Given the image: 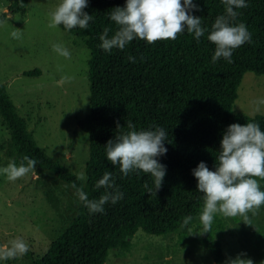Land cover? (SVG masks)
<instances>
[{"label": "trees", "instance_id": "1", "mask_svg": "<svg viewBox=\"0 0 264 264\" xmlns=\"http://www.w3.org/2000/svg\"><path fill=\"white\" fill-rule=\"evenodd\" d=\"M28 1L14 0L9 11H25ZM193 2L199 5V10H193L192 14L201 17L202 26L210 32L215 19L225 13L222 0ZM246 3V8L234 9L239 13L234 23L246 25L252 42L235 49L231 63L223 58L213 63L216 46L207 39L209 33L197 42L186 29L175 40L149 44L134 38L123 50L104 51L99 38L103 29L110 28L109 36H112L117 28L109 13L117 6H125L126 0H88L84 11L93 17L88 27L69 30L83 38L91 49V110L79 120L90 136L86 181L77 180L75 171L38 145L26 117L18 112L6 84L0 82V111L11 130L8 151L14 160L27 163L23 158L28 156L71 185L82 186L89 199L96 200L105 192L103 187L97 189L96 183L105 172H110L124 194L115 204L107 202L103 213H90L81 202L72 223L32 264H106L111 249L127 247L139 229L168 235L187 232L200 223L204 194L197 189L198 181L192 170L201 161L210 170L216 169V156L229 125L256 122L264 131V114L234 111L244 73L247 70L264 73V0H246ZM7 16L6 11L0 13V23ZM61 27L66 29L62 24ZM40 73V68L25 70L27 75ZM129 120L137 131L162 127L167 134L164 140L167 152L157 157L166 167L158 191L151 174L138 171L125 177L119 165L114 166L107 159L106 143L117 132L128 131ZM254 178L264 191V180ZM145 183L152 189L151 194L146 192ZM188 216L192 220L184 225ZM257 225L256 247L264 255V217ZM207 235L213 264H224L223 244L214 235L212 225ZM241 241L244 243L245 238Z\"/></svg>", "mask_w": 264, "mask_h": 264}, {"label": "rangeland", "instance_id": "2", "mask_svg": "<svg viewBox=\"0 0 264 264\" xmlns=\"http://www.w3.org/2000/svg\"><path fill=\"white\" fill-rule=\"evenodd\" d=\"M14 0H0V82L7 86L18 112L26 117L38 145L76 173L86 174L90 157V136L79 120L91 110L89 59L91 49L80 36L61 25L50 28L49 13L62 0H29L25 11L10 12ZM21 33L13 39L11 33ZM61 44L70 58L56 53L52 45ZM40 68L41 73L27 75L25 70ZM234 111L249 115L264 114V105L256 112L254 101L264 99V73L247 70L237 90ZM12 134L0 111V169L10 161L8 151ZM25 166L27 163L23 162ZM71 184L46 166H35L16 181L0 172V246L22 238L29 251L22 258L0 260V264H32L41 257L72 223L80 201ZM264 217V204L248 221L243 217L213 214L212 231L223 244L225 260H251L264 264V255L256 247L257 222ZM256 232H255V231ZM201 223L187 232L168 235L150 234L139 229L127 247L112 248L106 264H213L207 233ZM245 238V242L241 238Z\"/></svg>", "mask_w": 264, "mask_h": 264}, {"label": "clouds", "instance_id": "3", "mask_svg": "<svg viewBox=\"0 0 264 264\" xmlns=\"http://www.w3.org/2000/svg\"><path fill=\"white\" fill-rule=\"evenodd\" d=\"M225 13L218 16L211 26V31L202 26L201 17L193 15V10H199V5L193 0H126L123 7H115L109 18L114 21L117 28L112 36H109L110 28L105 27L100 40V47L111 52L113 49L123 50L134 38L145 40L153 44L158 40H175L179 33L185 29L193 34L199 42L205 35L215 44V52L212 62L223 58L232 62L233 51L243 44L252 42V35L244 23H234L239 13L234 9L246 8V0H222ZM88 0H62V2L49 13L50 23L48 27L55 28L63 25L71 30L77 26L86 29L92 15L84 11ZM13 39H20L21 33L13 31ZM53 50L59 55L70 58V52L61 44H53ZM129 60L135 62V58L129 56ZM255 111L259 112L264 99L253 102ZM120 128L119 124L117 125ZM128 131H119L113 139L106 143L107 159L112 165H119L120 171L126 177L129 173L142 171L151 174L154 178L156 191L162 185L166 174V167L157 157L166 154L167 148L164 140L167 134L162 127L154 130L137 131L132 121H127ZM18 166L10 161L0 172L6 175L9 181H16L27 174L34 166L35 160L28 156L23 158ZM197 178V189L204 194V207L200 213V223L203 227L201 233L210 232L213 214L222 213L225 217H243L248 221V213L253 215L264 204V191L260 183L254 177L264 180V131L256 122H247L244 125L233 123L228 126L223 134L219 155L216 156V169L210 170L204 161H201L193 170ZM76 179L86 181L87 176L77 173ZM75 190L74 195L90 213H103L104 205L111 201L112 204L123 199V193L115 185L112 173L105 172L96 183V188L103 187L105 192L98 200L89 199L83 187L71 185ZM146 192L151 194L152 189L144 184ZM114 189V191H108ZM192 220L191 216L184 219V225ZM29 251L28 244L22 238H15L0 246V260H12L22 258ZM226 264H252L251 260L237 256Z\"/></svg>", "mask_w": 264, "mask_h": 264}]
</instances>
